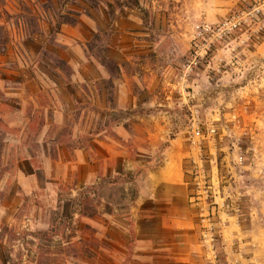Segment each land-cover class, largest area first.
<instances>
[{"label":"rangeland","instance_id":"obj_1","mask_svg":"<svg viewBox=\"0 0 264 264\" xmlns=\"http://www.w3.org/2000/svg\"><path fill=\"white\" fill-rule=\"evenodd\" d=\"M0 264H264V0H0Z\"/></svg>","mask_w":264,"mask_h":264},{"label":"built area","instance_id":"obj_2","mask_svg":"<svg viewBox=\"0 0 264 264\" xmlns=\"http://www.w3.org/2000/svg\"><path fill=\"white\" fill-rule=\"evenodd\" d=\"M195 135H196V136L200 135V132L196 131Z\"/></svg>","mask_w":264,"mask_h":264}]
</instances>
